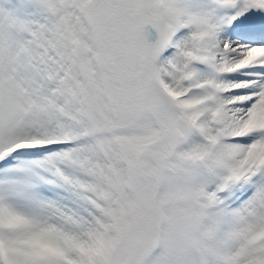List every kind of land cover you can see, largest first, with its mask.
<instances>
[{
	"label": "snow or ice",
	"instance_id": "1",
	"mask_svg": "<svg viewBox=\"0 0 264 264\" xmlns=\"http://www.w3.org/2000/svg\"><path fill=\"white\" fill-rule=\"evenodd\" d=\"M0 264H264V0H0Z\"/></svg>",
	"mask_w": 264,
	"mask_h": 264
}]
</instances>
